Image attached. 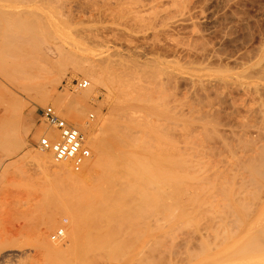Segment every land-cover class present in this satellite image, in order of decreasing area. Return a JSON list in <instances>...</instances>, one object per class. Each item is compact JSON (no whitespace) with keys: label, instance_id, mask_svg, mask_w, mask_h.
Masks as SVG:
<instances>
[{"label":"rangeland","instance_id":"rangeland-1","mask_svg":"<svg viewBox=\"0 0 264 264\" xmlns=\"http://www.w3.org/2000/svg\"><path fill=\"white\" fill-rule=\"evenodd\" d=\"M47 1L0 0V49L4 47V35L6 33H16L15 31L18 26L24 22L32 24L35 23L34 21L47 19L53 20L55 23L57 22L58 30H60L56 39L50 38L53 45L51 46L53 48L56 47L55 49L60 48H57V46H61L62 48H60V51L62 50L61 63H52L55 66L54 69L58 71L59 81L52 84V91L48 94L46 103L43 106L37 104L35 101L36 96L31 92L28 93L21 90L18 95L22 101V105L27 104L26 107L23 105L25 107L23 124L25 127L29 124L26 127V129L28 127L29 129L24 145L10 152H4L0 148V264H50L49 259L47 260L45 256V252L36 240V235L39 232L45 233L47 237H44L49 242L51 235H54L61 225L64 227L63 225L70 223L69 214L62 211L63 205L70 208L72 206L70 202L74 201L72 196L71 201L69 199L71 197L67 194L66 181L61 179L63 181L61 182V180H58L59 178L54 181L55 178L52 175L54 174L52 170L54 168L51 165L48 169L45 167L46 169L44 168L43 173L40 167L33 163L31 159L25 157L29 150L36 151L37 149L36 144L38 139H33V134L41 123L38 116L39 108L53 106L55 99L59 95H62V93L75 94L81 92L78 91L79 89L72 87L73 81L88 80L89 84H91V80L81 72L75 70V64L69 61L70 58L72 57L80 63L93 64L106 73V75L112 73L117 68L115 66L118 65V67H122V71L124 72L121 79L131 82L132 73L138 76L142 75L144 63L148 62L146 60L147 56L150 57L153 48L160 40H164L162 43L166 42L165 45H168L165 46L163 45L164 43L160 42L165 49L169 47L168 50H172L171 47L174 49L176 46V51L177 49L179 51L177 53L183 51L179 55L175 53V49L170 51L171 53L166 50L167 59L162 54L165 60L171 61L168 67L173 65L168 68L169 71L171 70L170 72H168V69L167 71L163 70L172 74V70L176 69L170 81L164 80L165 84L163 86L167 87L169 97L167 95V97L163 96L160 98V96L158 98L157 95H154L153 100L149 99V101L145 98H137L131 93V84L127 99L122 97L118 100L116 98L108 100L105 99L107 89L99 86L95 101L90 99L84 103L85 111H83L81 121L87 123V121L93 119L90 125H94V122L98 120V116L109 119V121L113 120L120 134L131 139L132 147L130 152L134 163H132V159H129V161L132 160L129 166H135L137 169L141 165V168L145 170L146 164L151 163V172L157 170L154 172L155 174L149 172L145 177V174L141 173L143 174V179H140L141 176H133L134 178H138H136L137 180L135 179L137 183H132L134 178L131 179L132 181L130 180L132 178L131 174L129 178L130 185L134 183L136 185L144 184V188H138V185V187L135 186L137 192L134 187V196L130 189L126 191L128 194L124 195L125 204L129 205L128 203L131 201L130 204L132 203L131 205L133 206H128L127 209L129 211L125 210L122 219H119L121 213H118L116 216L115 213L118 211L113 210L114 214L111 217V213H109V217L106 215L110 218L108 221L110 226L114 223L111 220H114V218L119 219H117L118 222L115 220L116 222L113 225L112 231L108 229L109 225L105 224L108 218L104 217V226L101 229L107 235L112 234L113 238L103 233V238L105 239L102 237L98 239L103 243L97 245V242H99L98 244L101 243L98 240L95 242L96 244L94 243L97 245L96 248L98 247L99 251L102 250V254H97V258L99 255L101 257V255L103 256L107 252L101 259L98 258L101 261H98V264H210L211 262H219L218 264H229V262L230 264H257L258 262V264H264V245L258 247L261 251H257L259 249L254 244L257 255L248 249L253 243L251 239L254 238L257 242L262 239V242L260 241L262 244L264 241V162H261L264 158V0H181L179 2L182 8H184V12L181 14L185 13L183 16L179 13L177 14L178 7L171 8V12L163 16L166 19L165 16L167 14H172L170 16L167 15L168 18H173V20H170V23L176 21L175 17L177 19L178 16L179 23L177 25L179 27L175 26L174 29L171 27V30L165 27L164 32L168 34L161 32L162 36L159 34L160 39L158 35L159 40L153 37V35L151 36L150 32V35L147 36H143L144 34L142 35L141 33L143 38L140 33H135L137 29L143 27L137 28L138 23L142 25L143 22H151L152 19L150 20L148 17H145V20H141L138 16L135 20L136 23L133 22V19L131 23L124 15L122 17L126 18L122 22L123 18L121 15L119 17L114 13L115 5L111 3V0L109 2L108 0H62L63 5L61 1L58 2V5H55V2L50 3ZM144 1L149 3V0ZM176 8L177 11H175ZM179 8L182 9L181 7ZM141 9V7L136 5V10ZM142 13L150 17L149 12ZM125 19L128 22H125ZM179 19H183L184 22L182 20L181 22H183L184 26L182 25L181 27ZM117 20H121V23ZM148 22L144 23L143 28L147 29L145 24L150 27ZM166 22L168 23L169 21L166 20ZM116 23L122 25L124 23L126 26L129 24V26L128 28H122L125 27L124 25L120 26L121 29L119 30ZM116 27L118 28L116 29ZM176 28L177 30H175ZM121 30H123L122 34H120ZM131 30L135 31L132 32ZM134 35L136 39L140 40L139 44ZM149 36L153 37L154 41ZM132 37L137 43H135L136 45L132 44L133 46L129 44V41L126 43L127 39L129 40ZM53 40L56 42H53ZM58 40L60 44L57 43ZM141 41L146 42L144 44ZM170 43L173 44L170 45ZM160 45L158 44L154 50L159 49L157 52H160V47L162 46ZM188 45L189 49L192 48L190 49L192 50L190 58H187L189 50L186 48ZM64 49L66 52H64ZM181 49L183 50L181 51ZM204 49L214 51V53L212 52L214 55H209L210 59L208 58L209 56L205 57L202 53L205 51ZM205 58H207L206 61ZM184 62H188V64ZM176 63H179V65L177 66ZM175 64L176 66H174ZM146 68L144 67V69ZM178 71L183 76L192 74L190 77L195 83L190 82L191 79L188 80L190 78L188 76L187 79L182 78L187 80L186 82L189 81L188 83L190 84L183 82L184 80L181 81L179 74L180 77L176 78L175 75L178 76ZM125 72L128 74H125ZM2 81L3 83L6 82V87H11L9 86L10 82L4 77H0V82ZM66 82L69 85L67 84L66 86ZM176 84L177 86H175ZM172 94L176 96L174 97ZM53 107L55 108V106ZM7 115L13 117V111L10 109L7 111ZM26 115L30 116V119L26 118ZM148 133L149 135L147 136ZM137 134L138 138H136ZM134 138L140 140L135 142ZM91 154L94 155L92 150ZM94 156L83 166V169L81 168L79 171L73 169V171L79 174L85 170L88 171L91 165L90 162L94 160ZM138 158L140 160L142 158V160L140 161ZM135 160L138 163L139 161L140 163L142 161L143 163L144 161L147 163L145 162V166L143 167L142 164L138 165ZM135 167L131 169H135ZM152 167H155V169ZM156 167H160V169H156ZM143 169L140 170L138 168L139 172L144 171ZM163 169H166L165 171L167 172ZM158 170L160 171L158 172ZM157 173L159 174L157 175ZM153 175H157L156 177L159 179L157 181H163L161 182L162 184L156 180H149V178L152 179L153 177L156 179ZM172 177L176 179L175 182L174 179L172 180ZM180 177L183 181L185 179V181L183 182ZM193 177L194 180H192ZM160 178H163V180ZM167 178L171 183L168 184L170 181ZM52 181L53 186L57 185V187L51 188ZM177 181L182 183V185ZM149 182L155 185L154 189L151 188L152 191L149 188ZM164 182L167 183L165 184ZM176 182L179 185L174 184ZM160 184L162 186L164 184L166 187H162ZM170 184L180 186V188H175L177 186L172 187L171 185V190L167 188ZM61 185H65L64 187L62 186L63 192L61 191ZM146 185H149V187H146ZM183 186H185V191H183ZM48 187L51 188V191L50 188L48 190ZM52 189L55 190L52 191ZM138 189L142 190V192ZM146 189L150 190L151 193ZM143 191L147 192L149 196L151 194H160L159 197L161 196L162 200L163 198L166 201H171L174 198L176 200L170 203L165 201V204L164 200L163 202L161 199L159 201L158 196L154 195L156 199L158 198L157 201L155 200L157 203L153 202V204L157 205V210L156 208L154 209L155 213L152 210L151 215L148 212L147 216L146 213L141 211V207H138L142 203H145L141 197L142 203L139 200V195ZM180 191L183 195L181 193L176 197L172 195ZM157 192L158 194H156ZM168 194H171L173 198H170ZM52 195L53 197H51ZM126 195H129L130 199L126 198ZM194 195L195 200L193 199ZM132 196L133 198H131ZM47 197H51L49 200L54 199V202H51L52 205L49 203L50 207L45 203ZM134 198H137L136 202ZM63 199H66V204L60 201ZM133 199L135 203L132 201ZM55 201L56 205H54ZM137 201L140 203L138 206L136 205ZM190 201H195L196 204L194 202L190 203ZM177 202L180 203V205L178 204L179 207L181 205L183 207L177 208ZM158 204H161L164 208V205H168V207L174 206L173 208L166 206V210L170 209L173 212L172 210L176 208V211L174 210L172 213L175 216L173 217L169 213V210L168 214L170 216L168 217L165 210L166 218L165 214L162 213L164 208L159 207ZM131 207H135L136 212L138 210L136 208H139L138 215L141 216L138 218H142L139 221L143 220V223L139 222L137 218V223L135 220L132 222L137 213H134L135 210L133 212L131 210L133 208ZM185 210L186 212L190 211V213H184ZM51 211L58 215H55L56 221L50 228L46 227V221L51 217ZM55 211L57 212L55 213ZM130 211L131 214H129ZM125 213L128 214L125 215ZM140 213L145 214L147 221L151 219V223L144 222V214ZM152 213L155 219L158 214L160 215L159 218L157 217V222L153 218ZM161 214L162 216L164 214V220ZM118 215L120 216L118 217ZM128 215H132V217L130 218ZM125 216H127L128 222H125L126 219L124 220L123 218ZM180 216L181 218H179ZM190 218L193 221L191 220L190 222L188 220ZM130 219L132 220L130 221ZM119 223H122L120 224L121 228L119 227ZM139 223L145 224L144 226L147 228H144ZM136 225L139 226L135 227ZM125 226L126 228H124ZM129 226L131 227L129 228ZM132 226L134 227V231L132 230ZM106 227L107 229L105 230ZM140 229L142 233H140ZM102 230L101 232H103ZM133 235H138V237L136 238ZM256 237L260 240L255 239ZM246 240L247 243H245L247 245L250 244L248 247L245 243V245L241 243ZM104 244L105 246L106 244L109 245L105 247ZM92 245L89 247L91 248ZM238 246H240V249L234 248ZM85 247L88 248L87 246ZM96 248H93V250L99 253ZM246 248L251 253H243ZM253 248L251 249L255 251V248ZM232 249H235V252L231 251ZM237 249V252L243 249L242 254H240L242 256L235 254L237 253ZM228 252L233 253L230 255ZM243 254L245 255L243 256ZM226 256L228 259L223 263ZM249 256L254 263L248 258ZM252 256L257 257L254 259ZM219 257H221V261L223 259V262L219 261ZM243 257L244 260H242Z\"/></svg>","mask_w":264,"mask_h":264},{"label":"bare ground","instance_id":"bare-ground-1","mask_svg":"<svg viewBox=\"0 0 264 264\" xmlns=\"http://www.w3.org/2000/svg\"><path fill=\"white\" fill-rule=\"evenodd\" d=\"M48 1L50 3L55 2V5H58V2L61 1L62 5H63L62 0H48ZM111 1H112L111 3L115 5L114 13L118 16L121 15V17L125 15L127 17L128 21L130 20L131 23H132V19H133V22H135V20L137 19L138 16L141 18V20H145V17H148L150 20L152 19L153 20V21L151 20L152 23L146 21V22H143L142 25H140L139 23L137 24L138 25L137 28H140L141 26L144 27V23L148 22L150 27L147 24H145V26H147V29L141 27L142 29L136 28L137 30L136 31L133 30V31H135V33L137 32V34L140 33V35L142 33V35L144 34L143 36L150 35L149 34V32H150L151 36L153 35V37H155L157 39H158V35L161 32H163V34H168V33L164 32L165 27L168 28L169 30H171L170 29L171 27L173 29L175 28V26L179 27L177 25V23H179L178 16H177V19L175 17L176 21H173V22L171 21L172 23H170V20H173L172 17L168 18V16L172 15V14L168 15L171 12V8L178 7V9L180 10V11L178 10L179 12L177 11V8L175 9V11H177V14L178 13L181 14L182 12H184V10H183L184 8H182L181 3L179 2L181 0H149V3L145 2L144 0H111ZM45 2H44V4H45ZM108 2H109V0H108ZM179 3H180V6H179ZM62 5H60V6H62ZM136 5L141 7L142 9L136 10ZM179 7H181L182 9H180ZM60 9H62V8H60ZM175 11H174V13L176 14ZM142 12H149L150 17L146 14H143ZM166 13H168L167 14L168 16L166 15L165 16L166 19H164L163 16ZM175 14H173V16H175ZM126 17H124V18H126ZM184 17H186V16H184ZM184 17H182V18H184ZM124 18L122 19L123 20L122 22H124ZM180 18H181V16H180ZM127 19H125V22L127 21ZM166 20L169 22L167 23ZM181 20L183 21V19H181ZM181 20H180V23H181V27H182L184 21L181 22ZM117 21L120 22L121 20H117ZM34 22L35 23H32V24H30L28 22H24L22 25L18 26V28L15 31L16 33H11V32L6 33L4 35V47L2 49H0V77L1 78L4 77L5 79H7L10 82L9 86H11L8 88V87H6L7 84L5 85V83H6L5 81H4L5 83H3V81L0 82V148L4 152H10V151L19 149L22 145H24V142L26 140V136L28 134L29 127L27 129H26V127L29 124L26 127L23 124L24 108L27 106V104L26 105L23 104L25 107L22 105V101H21L20 97L18 96L20 94V91L22 90V91H26L28 93L29 92L33 93L36 96V100L34 98L36 103L43 106L46 103V98H47L48 94L52 91V89H51L52 84L55 83L56 81L57 82L59 81V78H58L59 75H57L58 71L56 69H54L55 66H53L52 63H54V62L61 63V61H62V52L61 51L62 50L60 51L61 46H57L60 44L59 40L57 41V43H59V44L56 45L57 48L60 47L59 49H55L56 47L53 48L52 47L53 45L51 44V41H50V40H52L50 38L56 39L57 35H59L60 30H58V24H57V22L55 23V22H53V20L51 21L48 19L47 20H37V22L36 21H34ZM116 24L119 27V30L121 29L120 26H123V25L125 26L122 28H126V27L128 28V26H129V24H127V26H126L124 23H123V25L119 24V23H116ZM118 27H116V29ZM168 29H167V31H168ZM178 29H180V28H178ZM175 30H177V28ZM122 31L123 30L120 31L121 32L120 34H122ZM117 32L119 33V31H117ZM120 34H119V37H120ZM160 35H159V39L161 38ZM130 36H133V35H130ZM143 36H142V38H143ZM151 36H149V37H151ZM153 37H151L152 38L151 40L154 41ZM124 38H126V37H124ZM132 38H129V40L127 39L126 43L129 41V44H131V46H133L132 44L136 45L137 43L138 44L140 43V40L136 39L135 35H134V38L139 42L136 43L135 39L134 38L132 39ZM145 39H142V40H145ZM147 39H149V38H147ZM151 40H150V42H151ZM156 40H155V42H156ZM162 41H164V40H162ZM162 41L160 40L161 43H162ZM53 42H56V41L53 40ZM141 42H143V41H141ZM145 42H143V43L145 44ZM160 42L157 43V45H155L154 48H156L158 46V44L160 45L161 44ZM165 43L163 45H165ZM53 44H56V43H53ZM171 44H173V43H170V45ZM228 44H229V42H228ZM163 45L161 47L164 48ZM165 46H168V45L166 44ZM161 47H160V52H157V50L159 51V49H157L155 51L153 48V52L151 53L150 57L149 56H147L148 58L146 57L147 58L146 60H148V62L144 63L142 75L138 76V75H135V73H132L131 74V78H132L131 82L129 80H122L121 79L122 74H124V72L122 71V67L120 68V67H118V65L115 66L117 68L114 67L115 70H113L112 73H108L110 75L109 76V75H106V73H104L102 70H100L99 68H97L93 64L84 63V62L80 63V62L75 61L74 58H72V57L70 58L69 61H72L75 64V70L81 72L89 80H91V84H89L88 80H82V81L87 82V84H88V86L85 89H79V88L75 87L76 89H79L78 91H81V92L75 93V94L68 93V94H72V95L62 93V95H59L58 98L56 97L57 99H55V101L53 103V106H55V108L52 105L50 107H53L56 110V112L67 123L73 125L78 130V132L84 137V145L90 150V157L85 159L84 162L81 164L80 168L78 170H76L75 164H74L75 162L73 160H66V161L58 162L54 159V155L51 151L41 150L38 147V143L42 137H48L53 142H55L59 139L57 129L48 125L44 120H41V123L39 124L35 133L33 134V139H38L37 144H36V147H37L36 151L29 150L25 156V157L31 159V161L33 163H35L38 167H40L42 169V171L46 169L45 167H47V169L50 168V165H51L52 168H54V169L51 168L54 171V174H52V175L54 176L55 180L54 179L53 180L56 181V179L59 178L58 180L63 179L64 181H66L65 183H67V184H65V185H67L66 186L67 187V194L70 197L72 196L74 201H75V202L73 200L71 201L72 197L71 198L68 197L71 201L70 203H72V206L70 208H68L67 205H66L67 207H64L65 205H63L64 208L62 207V211L65 213L67 212V214H69L70 223L68 225H63L64 227H62V225H61L60 229H58L54 235H51V237H50L51 240L49 242L45 239V237H47V236H45V233L39 232L36 235V240L40 244V246L42 247L43 251L45 252V256L47 257V260L49 259L48 261L50 264H98V261H100L101 257H103L107 253L106 250H104L106 253L103 254V256L101 255V257L99 255L98 258H100V259L98 260L97 254H100V253L102 254L101 249H103V248H101L99 246L101 248L100 249L101 251H99L97 249L98 247L96 248V246L101 245L103 243L101 240H98V239H101L100 237L103 238V236H104L103 235L104 231L101 229L102 226H104L103 225L104 217H107L106 215H108V217H109V213H111L110 214V217H111L114 214L113 213L114 211H118L115 214L117 216L118 213H121L120 214L121 217H119L120 215H118V217H119V219L120 218L122 219L123 213L125 212V210L129 211L127 208H128V206H130L132 204V203L130 204L131 201L129 202L128 200L127 201L129 202L128 203L129 205H127V203L125 204L124 195L128 194V192H126V191H128L130 189L132 191L131 193H133V188L135 186L136 187L139 186L138 188H140V187L144 188V184H142V185L137 184L138 186L135 184V183H137V182H135V179L137 177L136 178H134V177H135V175H137V176H141L140 179H143L142 178L143 174H141V173H144L145 174L144 177H145L147 173L151 172V170H152V169L150 170V168H151L150 164L151 163L149 162L150 164H148L146 161H144V163L145 162L147 163L146 164L147 167L150 166L149 169L146 170L147 167H144L145 165H144L143 161H142V163H140V161L142 160L143 157L141 158V160L139 159L140 158L139 157L138 158V160H140L139 163H138V161H136V160L135 161L138 163V165L142 164V166L145 168V170L143 168H141V165H140V167H137V169L135 166H132V167H135V169H131L132 167L129 166L130 161L133 160L132 159L133 156L131 155V152H130V149L132 147L131 139H128L126 136L124 137V136H122V134H120V132L117 130V125L113 120L109 121V119H105L101 116H98V120H96L94 122L95 124L90 125V122L93 121V119L87 121V123H84L83 121H81V116L83 115V111H85L84 110V103L90 99L95 101L96 96H97L96 92H98L99 86H103L107 89V94H106L105 99H108V100H111L112 98L113 99L116 98V100H118L122 97L127 99V97L129 96V87L131 86V84H132L131 93L137 98H141V99L145 98V99H148V101H149V99H152L154 97V95H157L158 98L160 96H161L160 98H162L163 96L167 97V95L169 94L168 93L169 91H168L166 86H163L165 84L164 80L167 79L168 81H170L172 79L173 75L175 74L176 69L174 71L172 70L173 75L168 73L171 71V70L169 71L168 68L173 66V65H171L168 67V64H171V61L165 60L166 53H167L166 50H168L169 47H166L168 49L164 48L165 50L162 48L163 53H162ZM177 47H179V46L177 45ZM188 47H189V45L186 48L187 50H189L187 58H190V55L192 54V50H190V49H192V48L189 49ZM136 48H138V47H136ZM136 48H135V50H136ZM171 48H172V50H168L169 53H171L170 51H173L176 48V46L174 47V49H173V47H171ZM151 49H152V46H151ZM213 49H214V47H213ZM219 49H223V48H219ZM182 50L183 49H181V51ZM226 50H225V52H226ZM177 51H178V49H177ZM177 51L175 49V53H177ZM218 51H220V50H218ZM64 52H66V50ZM185 52H187V51L185 50ZM204 52H205V54H204ZM212 52L214 53V51L208 49V50L203 51L202 53H203V55H205V57H207L209 55L210 56L214 55V54H212ZM182 53H183V51L180 53H177V54L181 55ZM220 53H221V51H220ZM162 54L165 57L162 56ZM184 54H186V53H184ZM199 56H201V55L199 54ZM210 56L208 57L209 59H210ZM215 56H216V53H215ZM216 58H218V57H216ZM166 59H167V57H166ZM206 59L207 58H205V61H206ZM211 60H212V58H211ZM50 62H51V64H50ZM188 62L187 63L184 62V63L188 64ZM203 62H204V56H203ZM210 62L212 63V61H210ZM176 64H177V66L179 65V63H176ZM176 64L174 66H176ZM164 66H165V68L166 67L167 68L166 69L163 68ZM144 67L145 68L147 67L146 68L147 70L144 69ZM163 69L166 71L168 69V72L164 71ZM185 70H187V69H185ZM183 73H185V72H183ZM125 74H128V73L125 72ZM178 74H179V71H178L177 75ZM179 75L178 76L175 75V77L177 78V77L181 76L180 80L181 81L184 80L183 82H186L187 80H185V79L190 77V75H192V74L183 76V74L181 73V75L180 76ZM165 76H166V78H164ZM182 77L185 79H183ZM190 79H191V77L188 78V80H190ZM188 82H186V83L190 84ZM190 82L195 83V82H193V79H191ZM70 86H68V87H70ZM175 86H177V84ZM164 87H166V88H164ZM120 89H122V90H120ZM165 89H167V90L165 91ZM175 89H176V87H175ZM177 91H178V89H177ZM170 93H172V92L170 91ZM180 93L182 94L181 91H180ZM169 96L170 95H168V97ZM173 96L175 97L176 95H173ZM173 96H171V97H173ZM116 100H114V101H116ZM47 107H49V106H47ZM10 109L13 111V117H9L7 115V111H9ZM27 117H28V119H30V116L26 115V118ZM91 118H92V114H91ZM109 133H110V135H109ZM148 135H149V133L147 134V136ZM138 137L139 136L137 134L136 138H138ZM136 138H134L135 142L140 140V139H136ZM148 140H150V139H148ZM37 150H38V152H37ZM91 150L94 152L95 156L93 154H91ZM132 153L134 154V152H132ZM92 155L94 156V160H92V162H90L91 165L89 164L90 165L89 169L87 168L88 171L85 170L81 174L75 173L73 171V169L75 171H79L81 168L83 169V166L86 163H88V161L90 159H92L91 158V157H93ZM129 159H132V160L129 161ZM263 159L261 161L262 163L264 162ZM132 163H134V160ZM157 166H159V165H157ZM160 167H158V168L160 169ZM138 168H140V170L143 169L144 171L139 172ZM152 168L155 169V167H152ZM158 168L156 167V169H158ZM135 170H137L138 172ZM161 170H162V168H161ZM155 171H157V170H155ZM159 171L160 170H158V172ZM154 172H151V173L155 174ZM165 172H167V171H165ZM43 173H44V171H43ZM138 173H139V175H138ZM151 173H150V175H151ZM131 174H132V178H130ZM158 174L159 173H157V175ZM171 175L174 176L175 174H171ZM43 176H46V175H43ZM153 176H155V175H153ZM153 176H151V177H153ZM159 177H161V176L159 175ZM166 177H168V176L166 175ZM129 178H130V180L134 178L133 181L131 180L132 183L135 182L133 185H130L131 183L129 181ZM160 179L163 180V178H160ZM173 179L175 182L176 179L172 177V180ZM180 179H181V177H180ZM180 179H179V181H181V180L183 181V179H181V180ZM188 179H190V178H188ZM145 180L147 182L146 178H145ZM149 180H151V181L156 180L157 181L159 179H158V177H156V179H154V177H153L152 179L149 178ZM167 180L170 181L168 178H167ZM192 180H194V177L192 178ZM179 181H177V182L182 185V183H180ZM184 181H185V179H184ZM61 182H63V181L61 180ZM138 182H139V180H138ZM140 182H142V181H140ZM157 182L161 183L163 181H157ZM157 182H156V184H158ZM167 182H164V183L166 184ZM177 182L174 184H177ZM48 183L50 184V182H48ZM52 183H53V181L51 182V186H52L51 188L57 187V185L53 186ZM169 183H171V181L168 182V184ZM188 183H189V180H188ZM190 183H191V181H190ZM148 184L150 185V187H149V185H146V187L148 186L150 188V190L152 191V189L155 188V185L152 182L151 183L149 182ZM179 184H177V185H179ZM191 184H193V183H191ZM65 185H61V187L62 186L64 187ZM171 185L172 184H170L169 186L167 185L168 186L167 188H170ZM177 185H172V187L177 186ZM163 186H164V184H163ZM63 187L61 189L62 192L64 190ZM136 187H135V189H136ZM164 187H166V185ZM184 187L185 186H183V189H184ZM49 188L50 187H48V190H49ZM51 188H50V191H51ZM175 188H180V186L179 187L177 186ZM53 190H55V189H52V191ZM138 190L140 191V189H138ZM150 190H147V191H149L151 193ZM65 191H66V189H65ZM167 191H169V190L167 189ZM183 191H185V189ZM136 192H137V189H136ZM140 192H142V190ZM129 193H130V191H129ZM180 193H181V191L176 192V194H172V195L173 196L175 195V197H176ZM197 193H198V191H197ZM52 194H53V192H52ZM137 194H139V193H137ZM140 194H141V195H139L140 202H141V199H140V197H141L143 199L142 201H145V203L143 204L141 202L142 204L139 205L140 203H138L139 201H137L136 205L137 206L139 205L138 207H141L140 208L141 211L146 213V214L149 212L151 215L152 210L155 213L154 209L156 208V210H157V207H156L157 205L155 204L157 202H155V200L157 201V199L159 198V201H160V199H161L160 198L161 196L159 197L160 194L159 195L154 194L155 196H158L157 199L155 198L154 195L151 194V196H149L147 194V192L145 193L144 191H143V193H140ZM156 194H158V192ZM181 194L183 195V193H181ZM201 194H199V195L201 196ZM50 195H51V193H50ZM168 195L170 198H173V196L171 197V194H168ZM133 196H134V193H133ZM133 196L131 198H133ZM136 196H138V195H136ZM51 197H53V195ZM51 197H49V198H51ZM129 197H130L129 195H126V198L130 199ZM150 197H152V198H150ZM163 197H165V196H163ZM166 197H168V196H166ZM49 198L47 197V199L45 200V203L48 205V207H50V204L52 205L51 202H54V199H52V200L50 199L51 200L50 201ZM134 199L136 202L137 198H134ZM134 199L132 200L133 202H134ZM193 199L195 200V195H194ZM65 200L63 199L60 201L61 202L63 201V203H64ZM163 200H164V198H163ZM163 200H162V202H163ZM173 200H176V199L174 198ZM173 200H171V201H173ZM56 201H57V199H56ZM56 201H55L54 205H56ZM60 201H58L59 204H61ZM165 201H166V199L164 200V202ZM171 201L168 200L166 202L170 203ZM153 202H155V203L153 204ZM162 202H158V203L164 204ZM166 202H165V204H166ZM179 202H180V200H179ZM179 202H177V205L178 204L180 205ZM192 202H194L196 204L195 201H192ZM192 202L190 201V203H192ZM45 203H44V205H46ZM64 204H66V202ZM161 204H158V205H159V207L162 208L163 206H161ZM188 204H189V202H188ZM136 205H134V206H136ZM142 205H143V207H142ZM179 205L176 207L178 208ZM131 206H133V205H131ZM164 206H165V208L163 207L164 211L163 212L161 211V212L164 213L167 211L166 214H168V211L170 209L166 210L168 205H164ZM169 206H171V205L169 204ZM190 206H192V205H190ZM59 207H61V206H59ZM138 207L136 209L139 210ZM173 207L174 206H171L168 208H173ZM180 207H179V209H180ZM131 208H133V207H131ZM54 209H56V208H54ZM59 209H61V208H59ZM175 209L176 208H174V210ZM181 209H183V208H181ZM131 210H133V212H134L135 207ZM138 210H137V212H136V210L134 212V213H137L136 216H134V213L132 212L133 213L132 215L135 217V219H133L132 222H134V220H135V222L137 223V219H138V221H139V219H142V218H138L139 216H141V215H138V213L140 211V210L139 211ZM174 210H172V211L174 212ZM56 212L57 211H55V213ZM158 212H160V211H158ZM173 212H171V210H170L169 213L172 214ZM187 212L185 210L184 213H187ZM51 213H52V215L50 214L51 217L48 219V221H46L47 222L46 227H50V228H51V226H53V224L56 221L55 215H58V214H54L52 211H51ZM144 213H140V214H144ZM188 213H190V211ZM126 214H128V213H125V215ZM129 214H131V211L129 212ZM148 214H147V216H148ZM164 214H163V216H164ZM166 214H165V216L167 218ZM132 215H130V216L128 215V217L131 218ZM159 216L160 215L158 214L157 217L159 218ZM161 216H162V214H161ZM163 216H162V218H163ZM169 216L170 215L168 214V217ZM172 216L174 217L175 214L174 215L172 214ZM125 217H123L124 220L126 219L125 222H128L127 216H125ZM157 217L155 219L154 214H153V218L156 220V222L158 220ZM143 218L145 219V214H144ZM166 218H165V220H167ZM175 218H173V219H175ZM179 218H181V216ZM117 219L114 218V220H111V222L112 221L114 222L113 225L115 224L116 221L118 222L119 219L118 220ZM168 219H170V218H168ZM171 219H172V217H171ZM171 219L169 221H171ZM109 220H110V218H108L107 221H105V224L110 226V224L108 222ZM131 220L132 219H130V221ZM145 220H144V222H146V223L150 222L151 223V221H150L151 219L149 221H147V220L145 221ZM163 220H164V218H163ZM188 220H190V222H191L192 219L190 218ZM142 221H139V222H142ZM159 221H160V219H159ZM153 222L154 221H152V223ZM142 223L141 224L139 223V224L143 225V227L145 228L146 227V226H144L145 224H142ZM159 223H161V222H159ZM188 223H189V221H188ZM228 223H231V222H228ZM120 224H122V223H119V227H120ZM153 224H155V223H153ZM113 225L111 224V226H110L111 228L108 226V229H111V231H112ZM126 225H127V223H126ZM158 225H162V224H158ZM138 226L136 225L135 227H138ZM147 226L149 227V225H147ZM150 226H151V224H150ZM156 226H157V224H156ZM115 227H116V225H115ZM130 227L131 226H129V228ZM124 228H126V226ZM133 228L134 227L132 226V230H133ZM106 229H107V227L105 228V230ZM65 230H66V232H65ZM101 230L103 232H101ZM111 231H109V232H111ZM59 233H61V234L59 235ZM111 233H113V232H111ZM140 233H142L141 229H140ZM104 234L107 235V233H104ZM134 234H137V233H134ZM109 235H107V236H109ZM117 235H118V233H117ZM110 236L112 237V234ZM133 236H135V235H133ZM135 237L137 238L138 235ZM103 239H105V238H103ZM255 239H257V237ZM97 240L101 241V243L98 244L99 242H97V245H95L96 244L95 242ZM251 240L253 241V243L251 244L252 246L250 244H248V245L246 244L247 240L243 241L241 243L244 244L246 242L245 244L247 247L250 245L248 249H250V251L253 254L256 253L255 255H257V251H261L260 248H258V247L259 246L261 247V245L263 246L264 241L262 244V243H260V241L262 242V239L261 240L259 239L260 240V241L258 240L259 242L254 240V238ZM254 241H255V243H254ZM92 244H94V245H92ZM109 244H110V242H109ZM109 244H106V246L104 244V246L107 247V245H109ZM254 244L256 245V247L259 250L256 251V247ZM257 244H260V245L257 246ZM90 245H92V247L94 249L96 248L99 251V253L97 251L93 250L92 247H91L92 248L91 249L89 247ZM85 246H87L88 248H86ZM253 247L255 248V251L251 249ZM108 248L110 249V247H108ZM234 248L240 249V246L234 247ZM238 249L236 250V252L238 251ZM242 250H240L241 252L239 251L235 254H238V255L242 254ZM231 251L235 252V249L234 250L232 249ZM250 251H247V248H246V250L243 253L246 254V252H250ZM109 253H111V252H109ZM232 253L233 252H231V253L228 252V254H230V255H232ZM245 254H243V256ZM258 254H259V252H258ZM260 254H261V252H260ZM240 256H242V255H240ZM252 257H254V256H252ZM256 257H254V259ZM224 258H225L224 262H223V259H222V261L220 260L221 257H219V261L225 263V260H227L228 258H227V256ZM248 258L251 259L250 256ZM236 259H237V255H236ZM234 260H235V258H234ZM242 260H244V257ZM259 260H260V257H259ZM228 261H230V260H228ZM254 261H256V260H254ZM252 262H253V260H252ZM218 263L219 262H217V263L211 262L210 264H218ZM220 264H222V263H220ZM226 264H228V263H226ZM229 264H230V262H229ZM249 264H251V263H249ZM257 264H258V262H257Z\"/></svg>","mask_w":264,"mask_h":264},{"label":"built area","instance_id":"built-area-1","mask_svg":"<svg viewBox=\"0 0 264 264\" xmlns=\"http://www.w3.org/2000/svg\"><path fill=\"white\" fill-rule=\"evenodd\" d=\"M66 82V86H67ZM87 82L76 80L72 82V87L85 89ZM38 116L48 125L58 131L59 139L55 142L48 137H42L38 143L41 150H49L53 153L54 159L58 162L73 160L75 168L78 170L85 159L90 157V150L84 145V137L71 124L67 123L53 107L39 108ZM61 233H59L60 235Z\"/></svg>","mask_w":264,"mask_h":264}]
</instances>
